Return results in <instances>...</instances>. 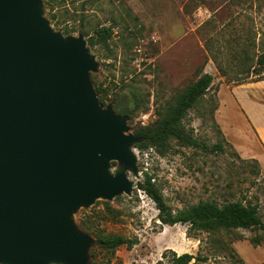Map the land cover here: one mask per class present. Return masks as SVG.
<instances>
[{
    "label": "rangeland",
    "instance_id": "rangeland-1",
    "mask_svg": "<svg viewBox=\"0 0 264 264\" xmlns=\"http://www.w3.org/2000/svg\"><path fill=\"white\" fill-rule=\"evenodd\" d=\"M42 9L55 31L64 36L83 35L97 62V70L91 73L105 89V104L113 107L114 95L121 96L129 107L128 132L133 134L153 123L157 110L174 102L199 75L213 76L211 88L189 109L182 126L201 144L211 147L221 142L223 150L210 151L176 139L159 149H138L133 144L137 171L126 170L131 192L107 200L109 207L105 199L97 198L72 215L77 227L94 239V233L101 232L137 240L113 252L95 247L91 251L94 262L154 264L164 251L173 250L208 254L206 264H230L228 257H217L211 250L205 233L188 236L186 224H162L155 202L138 184L150 175L173 212L206 199L219 204L249 200L257 203L264 222L260 167L257 173V164L239 155L211 111L224 83L264 80V70L255 72L261 68L256 60L264 53V0H42ZM101 27L111 28L105 43L96 35ZM223 98L230 110L225 123H231L238 135V129L244 128L242 117L226 88ZM143 114L149 115L145 124ZM119 168V162H111L112 173ZM254 237L264 242V231L238 228L229 234V246L243 258V264H264V244H252Z\"/></svg>",
    "mask_w": 264,
    "mask_h": 264
},
{
    "label": "water",
    "instance_id": "water-1",
    "mask_svg": "<svg viewBox=\"0 0 264 264\" xmlns=\"http://www.w3.org/2000/svg\"><path fill=\"white\" fill-rule=\"evenodd\" d=\"M42 10L0 0V263L88 264L96 240L73 212L131 192L141 138L99 102L83 35L55 31Z\"/></svg>",
    "mask_w": 264,
    "mask_h": 264
},
{
    "label": "trees",
    "instance_id": "trees-1",
    "mask_svg": "<svg viewBox=\"0 0 264 264\" xmlns=\"http://www.w3.org/2000/svg\"><path fill=\"white\" fill-rule=\"evenodd\" d=\"M47 6V4L45 3ZM67 33V32H66ZM111 28L101 27L96 30L98 41L105 43L107 38L111 35ZM93 38H89V45H93ZM256 63L261 66L260 69L255 70L260 73L264 70V53H262L256 60ZM91 82L94 85L99 102L105 106V89L96 80V76L90 73ZM213 81L212 74L204 72L199 75L194 81L189 83L185 89L180 92L174 102L166 106L163 110H157L156 120L146 126H140L134 132L141 140L134 144L138 149L147 148H166L170 140L176 139L181 144L191 146H200L208 148L210 151L223 150L221 142H217L211 147L206 144H201L191 134L187 133L182 126V119L185 117L189 109L193 108L200 99L211 88ZM237 82V81H235ZM121 96L114 95L112 98L114 111L129 117V107L120 98ZM218 107L214 102L212 112ZM257 164L259 173V163L252 159ZM255 168V166H254ZM151 176L147 175L139 187L144 190L155 202L158 209V219L162 224L174 225L177 223L187 225V235L193 236L198 233L206 234V241L210 244L211 250L217 254V257L229 258L230 264H243V259L238 255L235 249L229 246V234L232 230L238 228L244 229H261L264 231V222L258 214V205L252 201L231 200L223 204H219L214 199L200 200L188 207L179 209L175 212L166 204L160 190L151 182ZM108 206V201H104ZM84 229V228H83ZM96 244H92L88 250V264H96L93 260V253L91 252L95 247H99L105 251L113 252L119 246L126 244L131 246L136 243V239L124 237L119 234H102L95 232ZM220 235V237H218ZM201 241V239H199ZM254 245L264 244L257 237L251 239ZM170 253L167 255V253ZM164 251L161 254V259L154 264H206L209 259L208 254L202 255L200 253L192 254L183 252L177 254L175 251ZM166 258V261L164 260Z\"/></svg>",
    "mask_w": 264,
    "mask_h": 264
},
{
    "label": "crops",
    "instance_id": "crops-1",
    "mask_svg": "<svg viewBox=\"0 0 264 264\" xmlns=\"http://www.w3.org/2000/svg\"><path fill=\"white\" fill-rule=\"evenodd\" d=\"M224 88L235 101L236 112L242 117L244 128L238 129V135L235 134L236 129L231 123H225L229 118L227 114L230 110H227V104L223 98ZM217 97L218 107L215 110V119L223 136L242 158L258 161L260 173L264 179V80L233 85L224 83L219 87ZM224 123L227 127L223 125Z\"/></svg>",
    "mask_w": 264,
    "mask_h": 264
},
{
    "label": "built area",
    "instance_id": "built-area-1",
    "mask_svg": "<svg viewBox=\"0 0 264 264\" xmlns=\"http://www.w3.org/2000/svg\"><path fill=\"white\" fill-rule=\"evenodd\" d=\"M148 117H149L148 114H143V115L141 116L142 124H145V123L147 122Z\"/></svg>",
    "mask_w": 264,
    "mask_h": 264
}]
</instances>
